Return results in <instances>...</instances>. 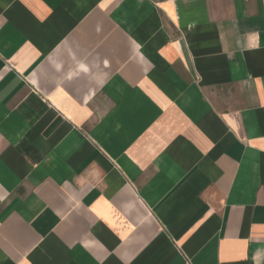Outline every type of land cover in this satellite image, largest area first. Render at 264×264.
Wrapping results in <instances>:
<instances>
[{"label": "crops", "instance_id": "crops-1", "mask_svg": "<svg viewBox=\"0 0 264 264\" xmlns=\"http://www.w3.org/2000/svg\"><path fill=\"white\" fill-rule=\"evenodd\" d=\"M0 264H264V0H0Z\"/></svg>", "mask_w": 264, "mask_h": 264}]
</instances>
